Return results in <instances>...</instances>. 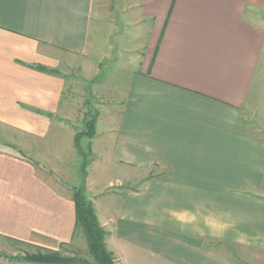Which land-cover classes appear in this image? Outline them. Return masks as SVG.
Segmentation results:
<instances>
[{"label": "crops", "instance_id": "0c3cea01", "mask_svg": "<svg viewBox=\"0 0 264 264\" xmlns=\"http://www.w3.org/2000/svg\"><path fill=\"white\" fill-rule=\"evenodd\" d=\"M109 2L113 42L100 0H0V264H62L16 257L70 252L82 183L116 264H264V0ZM100 73L84 171L66 83Z\"/></svg>", "mask_w": 264, "mask_h": 264}, {"label": "rangeland", "instance_id": "374dc122", "mask_svg": "<svg viewBox=\"0 0 264 264\" xmlns=\"http://www.w3.org/2000/svg\"><path fill=\"white\" fill-rule=\"evenodd\" d=\"M110 0H100L101 4H102V11L100 13V15H102V19H104V21H107L108 25L104 26L103 33L99 35V33H101V31L98 33L99 35V39L103 40L104 36L103 35H107V37H105V40H109L112 41L114 40V36H115V32L117 31V28L119 27L120 24V12H113L109 9V2ZM114 8V7H113ZM109 13V14H108ZM106 46V44H104V42L102 43V47L104 48ZM260 69V77H261V85L258 86L257 88V94L259 96H261V98H264V53L261 57L260 63H259V67ZM106 72V70H105ZM104 78H106V83H109V80H107V77L103 74H97L95 75L94 78V84H92V80H88L86 79L84 76L82 75H74V76H70L69 80L67 81L66 85H67V93L71 96L70 98V110H71V114L74 115L72 117L71 120H66L67 124L69 125L70 129H73L76 134L80 133L82 131L86 132L88 131V127H90V121H92L93 118H95V114H96V105L102 101V99H104V95L101 96V90H99V88H95L96 86L98 87V84L100 83V81H104ZM92 78V79H93ZM99 81V82H98ZM103 85V84H100ZM112 96L114 97V94H112ZM101 97V98H100ZM68 127H66V129H64L65 131L67 130ZM3 135V134H2ZM92 137L91 136H87V135H81L79 137V139L77 140V146H75V150L81 155V158L83 159V167H84V171L86 170L87 167H91V169H94L95 164L91 165V163L89 162V160H91L92 153L88 148L87 145V139ZM3 139H5V136H2V141ZM74 143H75V138H74ZM79 155V156H80ZM78 156V155H77ZM76 156H74L72 158L73 162L74 160H76ZM73 164V163H72ZM122 168H113L111 167V169L109 168L106 172H101V177H99L98 182H95L96 188H94V192L97 191H101L103 189V191H112L113 186H109V185H113L115 182V175L120 174L122 172ZM95 176L97 175V173L99 172V169H96L95 171ZM138 174H140V171L137 170H132L129 171V181L125 182V184L128 185L129 189H136L138 182H136V178L138 176ZM113 182H107L108 179H110ZM125 186V185H124ZM110 194H113L110 193ZM116 198V195H110V202L109 205H113L112 201L114 202ZM107 201V199L105 200V202ZM97 203L98 205L96 206V209H98L99 205L101 203H103V199L102 198H98L97 199ZM94 206V205H93ZM95 210V208H94ZM101 217V214H100ZM83 241V242H82ZM0 242H3V240L1 239ZM8 242H11L10 240ZM74 244L66 246L64 248H66L68 250V254H66V256H76V257H80V258H85L87 260H92V257L88 251V244H87V240H86V236L83 232V230L80 228V230L77 232L76 236H75V240H74ZM13 243L16 249L17 247H20L21 245H19V243L16 242H11ZM5 249L3 247L0 248V254L3 255H11V253H9L8 250L4 251ZM8 251V252H7ZM12 252V251H11ZM19 253V252H17Z\"/></svg>", "mask_w": 264, "mask_h": 264}, {"label": "trees", "instance_id": "16d2710c", "mask_svg": "<svg viewBox=\"0 0 264 264\" xmlns=\"http://www.w3.org/2000/svg\"><path fill=\"white\" fill-rule=\"evenodd\" d=\"M94 120L90 121L88 131L80 132L75 135V143L81 135L91 136L94 133ZM74 205L76 213V228H81L87 238L88 251L92 260L80 258L76 256L62 255L60 252H36L25 253L16 258H22L28 261L42 263H62V264H116L115 258L105 246V230L100 225L93 204L86 196V188L84 183L74 188Z\"/></svg>", "mask_w": 264, "mask_h": 264}]
</instances>
